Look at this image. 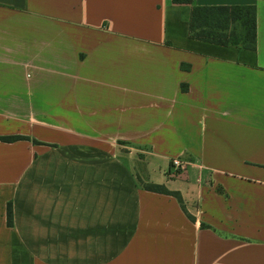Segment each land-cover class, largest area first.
<instances>
[{
	"label": "crops",
	"instance_id": "crops-1",
	"mask_svg": "<svg viewBox=\"0 0 264 264\" xmlns=\"http://www.w3.org/2000/svg\"><path fill=\"white\" fill-rule=\"evenodd\" d=\"M194 6H256L257 50L172 0H0V137L29 139L0 141V264H264V1Z\"/></svg>",
	"mask_w": 264,
	"mask_h": 264
},
{
	"label": "trees",
	"instance_id": "trees-1",
	"mask_svg": "<svg viewBox=\"0 0 264 264\" xmlns=\"http://www.w3.org/2000/svg\"><path fill=\"white\" fill-rule=\"evenodd\" d=\"M174 4L188 7L186 16L189 21V37L192 40L222 47H236L240 50L255 52L258 40V21L256 6H194V0H172ZM264 1V0H259ZM184 90L185 87H183ZM29 140L23 137H0L5 143ZM36 145H44L34 142ZM146 191L172 196L184 208L179 193L170 192L158 185H144ZM9 225L13 223V211L7 210Z\"/></svg>",
	"mask_w": 264,
	"mask_h": 264
},
{
	"label": "built area",
	"instance_id": "built-area-1",
	"mask_svg": "<svg viewBox=\"0 0 264 264\" xmlns=\"http://www.w3.org/2000/svg\"><path fill=\"white\" fill-rule=\"evenodd\" d=\"M187 169V164L181 159H174L171 164L170 175L178 176L182 175Z\"/></svg>",
	"mask_w": 264,
	"mask_h": 264
}]
</instances>
